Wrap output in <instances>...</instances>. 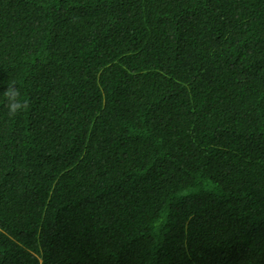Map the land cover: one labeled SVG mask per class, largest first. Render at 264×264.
Segmentation results:
<instances>
[{"label": "trees", "instance_id": "trees-1", "mask_svg": "<svg viewBox=\"0 0 264 264\" xmlns=\"http://www.w3.org/2000/svg\"><path fill=\"white\" fill-rule=\"evenodd\" d=\"M0 264H264V0H0Z\"/></svg>", "mask_w": 264, "mask_h": 264}, {"label": "clouds", "instance_id": "clouds-1", "mask_svg": "<svg viewBox=\"0 0 264 264\" xmlns=\"http://www.w3.org/2000/svg\"><path fill=\"white\" fill-rule=\"evenodd\" d=\"M6 100L8 115L15 118L17 115L27 112L30 107V102L26 98H22L19 88L16 87L15 81H12L7 90L3 93Z\"/></svg>", "mask_w": 264, "mask_h": 264}]
</instances>
